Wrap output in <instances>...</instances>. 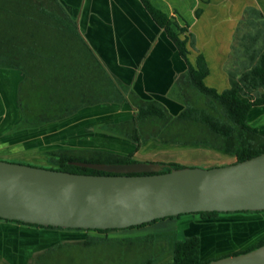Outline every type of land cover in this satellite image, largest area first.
Wrapping results in <instances>:
<instances>
[{
    "label": "trees",
    "instance_id": "obj_1",
    "mask_svg": "<svg viewBox=\"0 0 264 264\" xmlns=\"http://www.w3.org/2000/svg\"><path fill=\"white\" fill-rule=\"evenodd\" d=\"M154 21L165 30L181 57L187 62L184 75L185 91L197 96V102H185L184 110L173 117L157 101H135L128 95L126 86L112 77L92 55L81 38L75 21L62 9L58 0L50 7L33 0H0V68L16 70L22 75L18 88V103L22 112V126L34 129L65 120L83 108L108 104L129 103L136 109L132 121L120 124L118 135L135 145L129 155L102 150L47 151L50 167L47 169L87 175H110L105 172L80 167L76 162L126 165L139 163L138 152L149 140L158 138L163 144L199 146L210 148L235 158L234 163L246 161L264 153V136L249 123L253 108L264 106V18L254 9L248 10L236 31L232 48L231 67L228 70L230 88L218 92L206 85L209 68L199 55L196 65L189 60V48L196 49V39L189 25H181L156 9L148 0H142ZM182 86V87H183ZM187 96V95H185ZM202 101L203 105L199 102ZM147 123H162L164 130L147 133ZM232 163V164H234ZM164 164V163H158ZM31 165V164H28ZM171 169L184 165L169 163ZM35 167H41L32 165ZM44 168V167H42ZM263 212L196 213L204 220H214L221 215H255ZM172 218L162 219L163 221ZM36 230H62L17 221L0 219ZM154 221L152 223L158 222ZM149 224L124 230L144 228ZM72 230V229H69ZM101 235L122 230H81ZM151 234V242L157 240ZM107 238L88 236L85 244L105 241ZM172 258L163 264H207L228 256L255 250L264 240L242 251L218 258L204 259L202 239L187 236L171 242ZM139 264H157L155 257L143 259Z\"/></svg>",
    "mask_w": 264,
    "mask_h": 264
},
{
    "label": "crops",
    "instance_id": "obj_2",
    "mask_svg": "<svg viewBox=\"0 0 264 264\" xmlns=\"http://www.w3.org/2000/svg\"><path fill=\"white\" fill-rule=\"evenodd\" d=\"M39 1L50 7L55 6L52 0ZM62 9L75 21L81 38L89 46L92 55L100 65L115 79L126 86L128 95L135 101H157L161 103L173 117H177L185 108L181 103L177 83L188 70L187 62L181 57L176 46L165 30L154 21L142 0H58ZM153 7L181 25H189L196 39V49L189 48V60L196 65L202 55L209 68L205 79L208 87L223 92L230 88L228 70L231 67L232 48L239 24L244 21L248 10L260 12L264 18V0H148ZM191 50L195 53L192 58ZM192 58V59H191ZM12 71L0 68L4 78L14 76L12 90L3 81L2 90L6 109L0 112V151L8 149L15 143H21L25 134L53 135L61 127L63 143L72 144L79 140L85 143L84 148L102 150L120 155L108 149H100L96 143L107 137H120L118 134L105 132L104 127L118 130L122 123L130 122L136 116V109L129 103L123 104L131 114L118 120L104 122L103 117L96 114L104 107L119 103H108L89 106L81 109L73 116L34 129L22 126V112L18 103V88L23 75L16 77ZM1 91V89H0ZM2 93V92H1ZM128 114L124 111L121 114ZM77 119L71 122L70 120ZM249 123L264 136V106L255 107L249 115ZM60 130V129H59ZM58 130V131H59ZM124 138V137H122ZM91 143V144H90ZM158 149L170 144H161L153 140ZM166 145V146H165ZM72 148H80L81 144H73ZM145 146V145H144ZM143 146V147H144ZM173 146V145H172ZM141 148L135 153L138 162L161 163L157 155L148 152L146 156ZM87 149V150H88ZM157 153V154H156ZM157 155V156H156ZM9 226V227H8ZM16 226V227H15ZM22 230L29 233L32 229L21 225L10 226L0 221V241L2 229ZM1 257V255H0ZM2 258V257H1Z\"/></svg>",
    "mask_w": 264,
    "mask_h": 264
},
{
    "label": "water",
    "instance_id": "obj_3",
    "mask_svg": "<svg viewBox=\"0 0 264 264\" xmlns=\"http://www.w3.org/2000/svg\"><path fill=\"white\" fill-rule=\"evenodd\" d=\"M87 175L0 160V219L72 230H124L196 213L264 211V153L214 168L74 163ZM207 264H264V245Z\"/></svg>",
    "mask_w": 264,
    "mask_h": 264
},
{
    "label": "rangeland",
    "instance_id": "obj_4",
    "mask_svg": "<svg viewBox=\"0 0 264 264\" xmlns=\"http://www.w3.org/2000/svg\"><path fill=\"white\" fill-rule=\"evenodd\" d=\"M191 54L194 59L195 53L192 50ZM12 73L10 75L16 77L20 75L16 71ZM4 75L9 74L0 72V112L5 111L8 105L3 98L2 77L3 81H6L5 84H8L9 91L12 90L11 87L15 80L14 76L6 79ZM183 81L184 75L177 83L181 103L185 106L186 101L197 102V96L190 90L185 91L186 86L182 85ZM199 104L203 105V102L200 101ZM116 105L104 107L96 115L103 117L104 122L133 115L128 108L121 107L123 104ZM124 111L128 114H121ZM70 121L74 122L77 119ZM164 127L162 123L156 125L147 123L144 128L147 133L156 135L159 129L164 130ZM59 129L49 136L25 134L21 143H15L8 149L2 148L0 160L49 168V158L45 154L47 151L88 149L83 147L84 141L77 140L72 144L63 143L64 140L59 139L62 137L61 127ZM105 132L114 135L119 133L118 130L107 127L103 129V134H106ZM73 144H81L82 147L72 148ZM96 144L100 149L105 148L122 154H128L133 150V144L130 141L118 136H103ZM143 148L142 151L145 154H140L139 158H144L148 152L158 151V154L156 153L159 156L158 159L164 164L179 163L185 167L209 169L235 162L234 157L206 147L168 145L167 148L158 149L153 140H149ZM8 225L19 224L8 223ZM151 234L158 237L156 241L151 242L147 239ZM192 235L201 237L204 259L218 258L235 251L246 250L264 240V213L221 215L220 218L214 220H203L199 214H187L165 221L160 220L141 229L115 231L103 235L97 232L88 233L67 229H34L27 233L7 228L2 229L0 264H139L143 259L151 256L155 257L157 264H163L172 258L171 242ZM88 236L103 237L108 240L95 241L88 245L85 244Z\"/></svg>",
    "mask_w": 264,
    "mask_h": 264
},
{
    "label": "flooded vegetation",
    "instance_id": "obj_5",
    "mask_svg": "<svg viewBox=\"0 0 264 264\" xmlns=\"http://www.w3.org/2000/svg\"><path fill=\"white\" fill-rule=\"evenodd\" d=\"M152 140H158V141H160L159 139H157V138H153ZM179 217V216H178ZM204 220V219H203ZM1 222H4V223H7V222H5V221H1ZM22 226V225H21Z\"/></svg>",
    "mask_w": 264,
    "mask_h": 264
}]
</instances>
